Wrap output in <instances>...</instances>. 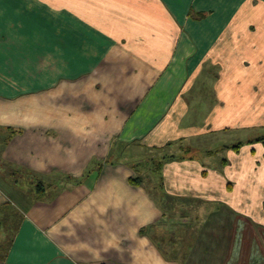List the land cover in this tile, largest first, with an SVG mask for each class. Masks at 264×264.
Listing matches in <instances>:
<instances>
[{
	"label": "crops",
	"instance_id": "crops-1",
	"mask_svg": "<svg viewBox=\"0 0 264 264\" xmlns=\"http://www.w3.org/2000/svg\"><path fill=\"white\" fill-rule=\"evenodd\" d=\"M31 1L82 28H0V264H264V0Z\"/></svg>",
	"mask_w": 264,
	"mask_h": 264
},
{
	"label": "rangeland",
	"instance_id": "rangeland-1",
	"mask_svg": "<svg viewBox=\"0 0 264 264\" xmlns=\"http://www.w3.org/2000/svg\"><path fill=\"white\" fill-rule=\"evenodd\" d=\"M4 27L33 28L37 30L39 33L40 31L43 33L42 40H44L43 41L44 49L46 48L47 49L46 51H48L43 53L42 56V67L45 77L51 76V74H53L51 68L55 67V64L53 63L56 60V58L51 57L50 55L51 51L49 50V48L46 47L47 43L45 42H49L50 39L52 38L48 31H50L51 29L56 30V29L76 28V27L82 28V26L77 25L76 22L72 21L65 13L53 11L48 6L35 3L34 1L31 0H0V28H4ZM35 39L39 41L40 38L35 37ZM28 44L30 45L29 41ZM15 57H17V59L19 58L17 52L11 53L9 55V61L10 63L15 62L13 64L14 66H16V68H11L12 66H10L7 63L8 59L5 60L4 62L0 61V76H2L3 71L8 67H10V69H12L11 71L14 73L19 71L20 68L19 64L22 63H20L18 60L16 62ZM37 60L39 62V58H37ZM259 135H261L260 132L255 131L252 137H257ZM157 164L158 163L155 162V165ZM178 215H179L178 208L176 209L172 208L167 221L169 222L178 221L179 219ZM185 219L193 220L194 213L187 211Z\"/></svg>",
	"mask_w": 264,
	"mask_h": 264
},
{
	"label": "trees",
	"instance_id": "trees-1",
	"mask_svg": "<svg viewBox=\"0 0 264 264\" xmlns=\"http://www.w3.org/2000/svg\"><path fill=\"white\" fill-rule=\"evenodd\" d=\"M203 14H201L200 13V15H199V17H201ZM261 139H264V138H256V140H261ZM241 145V143H238V144H236L234 147L235 148H238L239 146ZM9 168H11V166H9ZM25 171L24 170H19V169H16L15 168V171L13 170V172H9L8 173V175L10 176V179H7V181L5 180V179H3L4 180V182H10V186H13V185H15V184H20V175H21V173H24ZM11 182H12V184H11ZM9 216H15L14 218H13V222H11V226L9 227L10 228V239L13 237V234H14V232H15V227H16V224H17V217H18V215H14V214H12L11 215V213H9Z\"/></svg>",
	"mask_w": 264,
	"mask_h": 264
}]
</instances>
